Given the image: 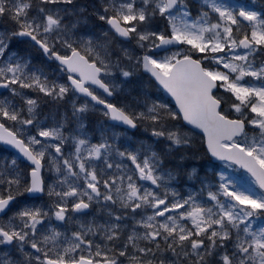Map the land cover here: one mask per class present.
I'll return each mask as SVG.
<instances>
[{
  "label": "snow or ice",
  "instance_id": "6c2138e0",
  "mask_svg": "<svg viewBox=\"0 0 264 264\" xmlns=\"http://www.w3.org/2000/svg\"><path fill=\"white\" fill-rule=\"evenodd\" d=\"M0 264H264V0H0Z\"/></svg>",
  "mask_w": 264,
  "mask_h": 264
}]
</instances>
